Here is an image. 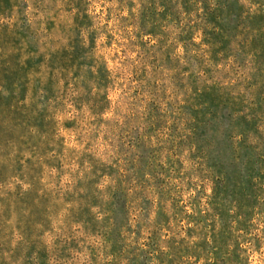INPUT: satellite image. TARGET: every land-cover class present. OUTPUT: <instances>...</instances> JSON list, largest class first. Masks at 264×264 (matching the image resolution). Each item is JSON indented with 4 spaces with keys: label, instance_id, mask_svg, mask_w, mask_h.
<instances>
[{
    "label": "rangeland",
    "instance_id": "obj_1",
    "mask_svg": "<svg viewBox=\"0 0 264 264\" xmlns=\"http://www.w3.org/2000/svg\"><path fill=\"white\" fill-rule=\"evenodd\" d=\"M142 2L0 17V264H264V12L257 53L212 62L139 33Z\"/></svg>",
    "mask_w": 264,
    "mask_h": 264
},
{
    "label": "trees",
    "instance_id": "obj_2",
    "mask_svg": "<svg viewBox=\"0 0 264 264\" xmlns=\"http://www.w3.org/2000/svg\"><path fill=\"white\" fill-rule=\"evenodd\" d=\"M11 8V0H0V17ZM263 12L264 0H143L137 29L144 37L160 44L170 39L185 44L194 35H199L200 45L212 57V62H217L234 59L243 51L258 52ZM170 28L178 31L175 38L168 34ZM0 36L14 43L15 33L10 27L0 26ZM224 99L223 92L212 91L215 106ZM257 109V105H253V117L249 120L239 116L234 128L238 145L247 151V156L256 158V164L260 159L258 136L249 137L259 129Z\"/></svg>",
    "mask_w": 264,
    "mask_h": 264
}]
</instances>
